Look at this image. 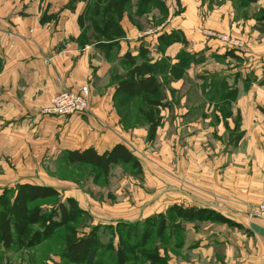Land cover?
I'll list each match as a JSON object with an SVG mask.
<instances>
[{
  "label": "crops",
  "instance_id": "obj_1",
  "mask_svg": "<svg viewBox=\"0 0 264 264\" xmlns=\"http://www.w3.org/2000/svg\"><path fill=\"white\" fill-rule=\"evenodd\" d=\"M240 1L182 0L181 15L169 13L161 24L152 23L158 7L133 14L142 23L147 17L143 25L126 12L125 37L105 47L79 41L86 0H0V194L20 183L47 185L31 175L46 156L102 154L147 136L149 124L135 131L122 122L132 99L119 84L129 54L137 65L148 60L157 78L164 118L156 134L172 135L170 115L186 119V203L172 205L233 221L186 222V257L167 264H264V219L250 215L264 201V16L240 14ZM250 7L260 12L264 0ZM83 85L90 87L86 114L44 113L57 93ZM16 248L0 244V264H15Z\"/></svg>",
  "mask_w": 264,
  "mask_h": 264
},
{
  "label": "rangeland",
  "instance_id": "obj_2",
  "mask_svg": "<svg viewBox=\"0 0 264 264\" xmlns=\"http://www.w3.org/2000/svg\"><path fill=\"white\" fill-rule=\"evenodd\" d=\"M131 1L127 12L130 14L131 21L139 22L140 25H143L147 17L142 23L141 17L135 19L133 14L139 12L145 14L152 9L150 7H158L159 15L152 21L155 24H161L169 13L171 17H174L180 16L184 11L182 0ZM255 1L258 0H243L242 3L240 1L239 13L244 16H264V9L260 12H254L251 9L250 4ZM244 2H246L245 5ZM245 6L249 8L245 9ZM95 27H99V21L95 26H89L85 37L87 43L93 44L99 40H105L102 35L95 32ZM221 34L240 46L248 45L242 38ZM122 65L128 75L130 64L123 62ZM158 69L162 70L163 64ZM118 71L119 68L116 67L113 73L115 81L119 79ZM128 100L126 114H122V122L126 128L135 129V131L144 130L143 127L148 124L147 103L140 97ZM220 109L224 112L229 111L227 106H221ZM181 115H170L173 128L168 129V132L172 130L171 136L165 130H161L159 136L156 134L153 140H149L148 126L147 136L146 134L138 135L136 138L139 140L127 143L128 149L139 162L138 166L119 162L116 165L112 164L108 173L105 174L95 170L91 165L70 162L66 154L56 159L46 156V164H43L45 168L41 170V173L39 170H32L31 175L46 182L47 186L57 189L60 195L58 198L41 200L38 204L53 210L59 200L66 202L68 196H71L85 211V215L76 224L79 236L90 233L93 228H98V235L104 246L112 240L117 246L119 235L116 234L112 239V227H116L118 223L134 224L137 230L134 231L136 238L145 229L144 221L149 217H158L161 214L158 212L163 211L162 214L167 215L168 219L166 234L160 238L152 231L153 235L147 242V247L151 251L156 249L159 256H163V264H167L170 258L184 259L186 257L183 254V250L186 249V222L168 212L172 202L180 200L182 204L186 203V124L183 123L186 119H179ZM163 118L161 114L156 115L159 124L157 130L163 124ZM58 217L59 213L56 218ZM122 230L125 232L126 228L123 227ZM66 235V228H60L42 245L33 248H16L15 264H72L64 257ZM102 251H104L103 254L98 256L95 264H117L116 249L112 252ZM1 258L2 255L0 260ZM145 263L148 262L144 258L134 256L125 264Z\"/></svg>",
  "mask_w": 264,
  "mask_h": 264
},
{
  "label": "trees",
  "instance_id": "obj_3",
  "mask_svg": "<svg viewBox=\"0 0 264 264\" xmlns=\"http://www.w3.org/2000/svg\"><path fill=\"white\" fill-rule=\"evenodd\" d=\"M131 2V0H86L85 10L78 18L82 30L80 43H87L85 37L89 26H95L99 21V27H95V32L102 35L105 40H99L97 43L105 47L117 44L119 39L125 37L121 21ZM169 37L171 41L178 38L175 33ZM127 58L131 68L127 79L119 84L127 87V94L132 99L140 97L147 103L148 139L153 140L159 125L156 115L162 105L157 78L148 60L137 65L133 57L129 58V54ZM66 156L72 163L91 165L95 170L105 174L112 164L119 162L139 165L135 156L123 144H117L112 150L102 154L94 148H89L83 151H68ZM59 195L57 189L47 185L20 183L15 187L5 188L0 194V244L5 248L12 246L18 249L33 248L50 240L60 228H66L64 257L72 264H95L98 256L103 254L102 250L112 252L115 249L117 264H125L134 256L144 258L149 264L163 263L164 259L159 256L156 249L149 250L147 242L152 238V231L160 238L164 237L168 223L167 215L161 213L158 217L147 218L144 221L145 229L136 238L134 236V231H137L136 226L120 222L116 227H112V239L116 234L119 235L117 246L114 245L113 240L104 246L99 238L98 228H93L90 233L79 236L76 224L85 215V211L78 206L74 198L69 197L66 202L59 200L53 210L38 204L41 200L58 198ZM168 212L185 222L212 220L233 223L230 219L207 208L174 204ZM58 213L59 217L56 218ZM123 227L126 228L125 232L122 230Z\"/></svg>",
  "mask_w": 264,
  "mask_h": 264
},
{
  "label": "built area",
  "instance_id": "obj_4",
  "mask_svg": "<svg viewBox=\"0 0 264 264\" xmlns=\"http://www.w3.org/2000/svg\"><path fill=\"white\" fill-rule=\"evenodd\" d=\"M216 36L219 40L234 44L226 35L213 34L209 32L208 36ZM90 88L88 85H83L79 90H65L57 93L44 108L45 114L59 115L63 117L71 115L86 114L90 108ZM251 216L261 217L264 219V201L254 206L250 210Z\"/></svg>",
  "mask_w": 264,
  "mask_h": 264
}]
</instances>
